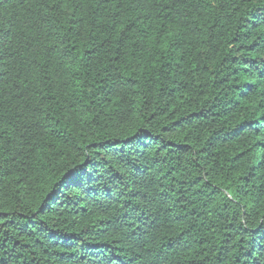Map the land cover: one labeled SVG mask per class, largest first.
Listing matches in <instances>:
<instances>
[{"label": "trees", "instance_id": "obj_1", "mask_svg": "<svg viewBox=\"0 0 264 264\" xmlns=\"http://www.w3.org/2000/svg\"><path fill=\"white\" fill-rule=\"evenodd\" d=\"M0 264H264V0H0Z\"/></svg>", "mask_w": 264, "mask_h": 264}]
</instances>
